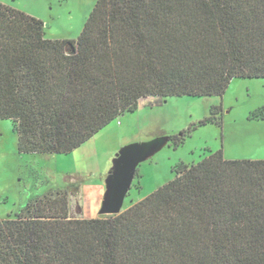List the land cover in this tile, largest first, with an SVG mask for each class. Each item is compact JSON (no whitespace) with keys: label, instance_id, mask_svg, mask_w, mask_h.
<instances>
[{"label":"trees","instance_id":"16d2710c","mask_svg":"<svg viewBox=\"0 0 264 264\" xmlns=\"http://www.w3.org/2000/svg\"><path fill=\"white\" fill-rule=\"evenodd\" d=\"M235 79H264V0H97L76 40L0 3V120L21 154L67 155L141 99ZM172 172L116 216L70 218L64 189L29 201L0 218V264H264V160L218 150Z\"/></svg>","mask_w":264,"mask_h":264},{"label":"rangeland","instance_id":"374dc122","mask_svg":"<svg viewBox=\"0 0 264 264\" xmlns=\"http://www.w3.org/2000/svg\"><path fill=\"white\" fill-rule=\"evenodd\" d=\"M97 0H0L43 23L49 40H76ZM219 107L220 124L197 127L174 149L170 138ZM166 138V144L142 162L122 211L174 179V167L188 166L222 150L228 160H264V79H235L221 97H148L135 112H125L67 155L21 154L11 122L0 120V218L14 217L48 192L66 190L70 218L97 215L104 180L123 148ZM100 202V205H99ZM82 209V213H81ZM102 217V216H101Z\"/></svg>","mask_w":264,"mask_h":264},{"label":"water","instance_id":"95a60500","mask_svg":"<svg viewBox=\"0 0 264 264\" xmlns=\"http://www.w3.org/2000/svg\"><path fill=\"white\" fill-rule=\"evenodd\" d=\"M164 137L133 144L121 149L114 157L112 168L107 174L105 191L98 211L99 216H116L122 212L138 166L153 157L165 144Z\"/></svg>","mask_w":264,"mask_h":264},{"label":"crops","instance_id":"0c3cea01","mask_svg":"<svg viewBox=\"0 0 264 264\" xmlns=\"http://www.w3.org/2000/svg\"><path fill=\"white\" fill-rule=\"evenodd\" d=\"M110 171V170H109ZM109 173V172H108ZM105 181V180H104ZM99 189L101 190V193L102 192H104L105 191V185L103 186V184H100V186H99ZM103 194V193H102ZM99 205H100V202H99ZM100 209V208H99ZM81 213H82V209H81ZM97 215H98V213H97ZM92 218H96V217H92ZM79 219H85V218H83V217H79ZM89 219H91V218H89Z\"/></svg>","mask_w":264,"mask_h":264}]
</instances>
